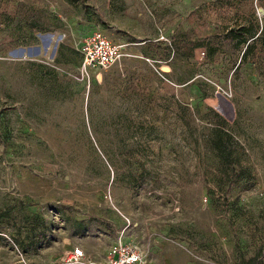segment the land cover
Segmentation results:
<instances>
[{
	"label": "rangeland",
	"instance_id": "1",
	"mask_svg": "<svg viewBox=\"0 0 264 264\" xmlns=\"http://www.w3.org/2000/svg\"><path fill=\"white\" fill-rule=\"evenodd\" d=\"M96 30L122 57L84 79ZM119 235L264 264V0H0V264H103Z\"/></svg>",
	"mask_w": 264,
	"mask_h": 264
},
{
	"label": "built area",
	"instance_id": "2",
	"mask_svg": "<svg viewBox=\"0 0 264 264\" xmlns=\"http://www.w3.org/2000/svg\"><path fill=\"white\" fill-rule=\"evenodd\" d=\"M78 73L88 79L92 69L106 70L122 57L121 48L96 30L86 35L79 46ZM205 201V200H203ZM82 249L73 248L63 258V264H83ZM103 264H147L144 256L119 235L108 247Z\"/></svg>",
	"mask_w": 264,
	"mask_h": 264
},
{
	"label": "trees",
	"instance_id": "3",
	"mask_svg": "<svg viewBox=\"0 0 264 264\" xmlns=\"http://www.w3.org/2000/svg\"><path fill=\"white\" fill-rule=\"evenodd\" d=\"M246 29L243 27H239L236 29V32H234V35H241L242 33H245ZM254 37V33L251 32L249 38H253ZM242 43H245V41H241ZM249 48L248 44H245V48L244 51L241 54V58L244 56L245 51ZM216 132V138L213 142V146L217 151V155L218 157L222 160V161H226L227 158L229 157V154L227 153V151L225 150V144H224V140H222L221 136H226L222 131H218L215 130Z\"/></svg>",
	"mask_w": 264,
	"mask_h": 264
},
{
	"label": "crops",
	"instance_id": "4",
	"mask_svg": "<svg viewBox=\"0 0 264 264\" xmlns=\"http://www.w3.org/2000/svg\"><path fill=\"white\" fill-rule=\"evenodd\" d=\"M30 52V49H28V53ZM33 53L34 55L38 54L39 53V48L37 46H34L33 47Z\"/></svg>",
	"mask_w": 264,
	"mask_h": 264
},
{
	"label": "water",
	"instance_id": "5",
	"mask_svg": "<svg viewBox=\"0 0 264 264\" xmlns=\"http://www.w3.org/2000/svg\"><path fill=\"white\" fill-rule=\"evenodd\" d=\"M160 71H162V72H168V68L167 67H161L160 68Z\"/></svg>",
	"mask_w": 264,
	"mask_h": 264
}]
</instances>
